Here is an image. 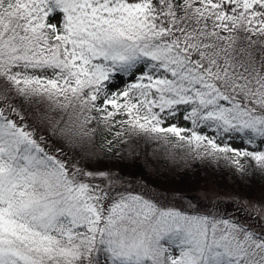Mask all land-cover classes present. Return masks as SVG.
<instances>
[{"label":"snow or ice","instance_id":"obj_1","mask_svg":"<svg viewBox=\"0 0 264 264\" xmlns=\"http://www.w3.org/2000/svg\"><path fill=\"white\" fill-rule=\"evenodd\" d=\"M195 161L264 182V0H0V264H264Z\"/></svg>","mask_w":264,"mask_h":264},{"label":"rangeland","instance_id":"obj_2","mask_svg":"<svg viewBox=\"0 0 264 264\" xmlns=\"http://www.w3.org/2000/svg\"><path fill=\"white\" fill-rule=\"evenodd\" d=\"M210 165L212 166L211 170L209 169ZM185 173L189 181L199 180L201 188H203L204 185H208L210 188L217 191L227 193L236 192L252 198H259L264 194V182L260 179L256 178L255 182H253L252 179L234 176L222 163H217L215 161H195L188 168L181 169V175ZM177 187H179V185H177Z\"/></svg>","mask_w":264,"mask_h":264},{"label":"trees","instance_id":"obj_3","mask_svg":"<svg viewBox=\"0 0 264 264\" xmlns=\"http://www.w3.org/2000/svg\"><path fill=\"white\" fill-rule=\"evenodd\" d=\"M210 170L212 169V166L210 165V168H209ZM208 174H209V171H208ZM257 179H259L258 177H257Z\"/></svg>","mask_w":264,"mask_h":264}]
</instances>
